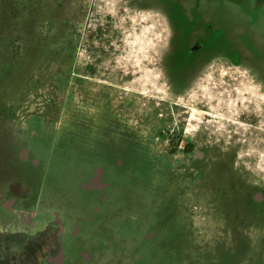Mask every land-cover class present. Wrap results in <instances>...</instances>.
<instances>
[{
  "label": "rangeland",
  "instance_id": "obj_1",
  "mask_svg": "<svg viewBox=\"0 0 264 264\" xmlns=\"http://www.w3.org/2000/svg\"><path fill=\"white\" fill-rule=\"evenodd\" d=\"M178 1L182 38L226 56L190 90L170 81L160 11L0 0V200L10 182L28 194L0 229L58 215L53 264H264V0Z\"/></svg>",
  "mask_w": 264,
  "mask_h": 264
},
{
  "label": "flooded vegetation",
  "instance_id": "obj_2",
  "mask_svg": "<svg viewBox=\"0 0 264 264\" xmlns=\"http://www.w3.org/2000/svg\"><path fill=\"white\" fill-rule=\"evenodd\" d=\"M170 1L177 8L174 12L171 7L166 9L161 0H124V4H127L129 7V9L124 10L127 14L135 9H141L143 13L146 11H160L165 14L168 18L166 20L171 30V45L165 60V66L174 88L177 90L189 88L190 90L193 85L196 86L195 81L201 79L200 75L204 68L209 66V61L215 59L222 60L223 58L225 59L226 56L220 51L209 50L206 44L207 33H204V31L202 32V36H199L198 33L193 34L188 38L189 41L182 38L184 31L182 26L188 25L189 27L195 24L190 19L182 20L185 24L179 21L177 19L179 7L177 2L179 1ZM201 27L206 28L204 25H201ZM201 107L205 108V105ZM158 135L162 136V133ZM184 137L183 133L179 132L176 133L174 138L180 141ZM193 149L194 144L188 142L183 148V151L186 154H191ZM97 175L98 177H95L89 183V189L91 190L98 188L100 190L103 189V186L100 184L101 172L98 171ZM10 183L11 184L6 186L8 193L5 195L4 199L0 200V217L2 218L13 217L16 212V207L20 208V205L24 204L28 198L26 191H23L26 187H23L20 181L18 183ZM14 188L18 189L17 192L13 191ZM24 219L27 224L32 225V219L28 212H24ZM53 227H57V230L52 232L51 228ZM63 229L64 225L58 215H56L54 221H47L41 229L36 230L34 233L23 231L12 233L7 229H0V264H53L55 262V257L59 258L61 255L59 236L62 234ZM51 235L53 236L52 238L55 239L56 244H54L55 254L49 256L48 252L51 250V244L48 242V239L51 238ZM35 241L36 244H34ZM4 250L10 254L9 257H7V255L4 256V258L1 257ZM22 253L23 255H21ZM22 256L25 259H22ZM49 257L52 258L50 259Z\"/></svg>",
  "mask_w": 264,
  "mask_h": 264
}]
</instances>
